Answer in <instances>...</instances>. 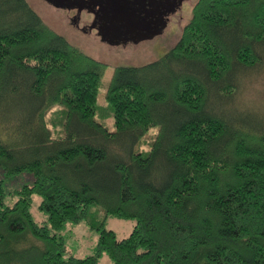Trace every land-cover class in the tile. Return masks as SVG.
I'll use <instances>...</instances> for the list:
<instances>
[{"label":"trees","instance_id":"16d2710c","mask_svg":"<svg viewBox=\"0 0 264 264\" xmlns=\"http://www.w3.org/2000/svg\"><path fill=\"white\" fill-rule=\"evenodd\" d=\"M190 15L163 56L114 67L98 119L108 64L28 0H0V264H264V130L221 109L263 62L264 0H196ZM107 217L135 223L118 238ZM81 220L98 237L77 257L60 232Z\"/></svg>","mask_w":264,"mask_h":264},{"label":"rangeland","instance_id":"374dc122","mask_svg":"<svg viewBox=\"0 0 264 264\" xmlns=\"http://www.w3.org/2000/svg\"><path fill=\"white\" fill-rule=\"evenodd\" d=\"M196 0H190L189 6L184 12H177L173 16V20L169 26H167L162 34L151 37L150 39H141L139 42H129L128 44H118L111 46L101 42L96 34L82 33L78 31L74 26H71L68 20L67 14L63 11L54 8L44 0H28L30 6L36 13L41 17L43 22L50 26L55 32L63 34L70 43H74L80 47L83 52L88 53L94 59H97L108 67L102 74V78L98 85L99 105H104L105 100L103 98V91L105 85L111 78L114 67L119 65H141L152 62L163 56L170 47L179 39L184 24L191 17V10ZM180 15L183 17L180 18ZM263 62L260 65L253 67V69L239 70L234 80L236 88L233 91L231 98L223 100L221 109L224 110H235L237 113L248 114L256 120L258 127L264 130V51L262 53ZM219 100L213 95L209 99L210 104H216ZM98 107L97 118L99 119L103 113L107 112L103 106ZM12 124L11 122H9ZM9 125V124H8ZM106 126L108 130H114L112 115H108L106 119ZM10 126H5V122L0 120V136L9 138L8 129ZM156 127L150 128V131L144 136L143 139L148 140L151 134L155 133ZM148 135V136H147ZM124 140L120 139V142ZM110 150L123 154L124 146H120L119 143L114 142L108 145ZM145 149L146 144L143 142L138 146ZM28 179V176H18L12 178L11 181L5 180V187H15L18 184L23 183L24 180ZM34 203L31 206V213L34 219L42 221L46 219L43 213H40L37 209L39 203V197H34ZM7 203H10L9 199ZM105 226L116 232L118 238H125L131 231L134 225V220L131 219H119L116 217L105 218ZM65 245L69 249V254H73L77 257L90 255L96 248V241L98 234L95 230L90 229L84 220L79 223H66L64 228L61 230ZM67 255V254H66ZM100 264H111L107 254H103L100 259Z\"/></svg>","mask_w":264,"mask_h":264},{"label":"flooded vegetation","instance_id":"af4514ba","mask_svg":"<svg viewBox=\"0 0 264 264\" xmlns=\"http://www.w3.org/2000/svg\"><path fill=\"white\" fill-rule=\"evenodd\" d=\"M189 1L52 0V3H47L67 14L71 26L78 31L83 34L94 33L101 42L116 46L133 42L132 38L136 37L129 32L128 35H124L125 30L143 33L148 36L145 39L162 34L172 22L173 15L188 8ZM182 17L180 15V18ZM117 26L121 27V33L114 30ZM102 38L110 39L113 44Z\"/></svg>","mask_w":264,"mask_h":264},{"label":"water","instance_id":"95a60500","mask_svg":"<svg viewBox=\"0 0 264 264\" xmlns=\"http://www.w3.org/2000/svg\"><path fill=\"white\" fill-rule=\"evenodd\" d=\"M46 2H50V3H52V0H45ZM55 6H57V4H55ZM121 27L120 26H117V27H115L114 28V30L116 31V32H122L121 31V29H120ZM128 32L129 33H132V34H134V35H136V37H133L132 38V40H133V42H139L140 41V39H145V38H147L148 36H145V35H143V33L142 34H140L139 32L137 33V32H133V31H128V30H125L124 32H123V34L124 35H128ZM140 34V35H139ZM101 36H103V34H101ZM102 39H105V40H107L109 43H112L113 44V41H110V39H107V38H102Z\"/></svg>","mask_w":264,"mask_h":264}]
</instances>
